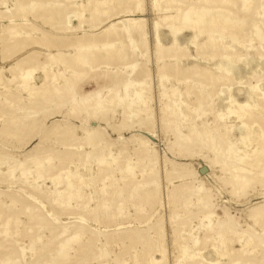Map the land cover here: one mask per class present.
Here are the masks:
<instances>
[{
    "label": "rangeland",
    "instance_id": "1",
    "mask_svg": "<svg viewBox=\"0 0 264 264\" xmlns=\"http://www.w3.org/2000/svg\"><path fill=\"white\" fill-rule=\"evenodd\" d=\"M198 1L0 0V264H264V0Z\"/></svg>",
    "mask_w": 264,
    "mask_h": 264
},
{
    "label": "bare ground",
    "instance_id": "2",
    "mask_svg": "<svg viewBox=\"0 0 264 264\" xmlns=\"http://www.w3.org/2000/svg\"><path fill=\"white\" fill-rule=\"evenodd\" d=\"M216 1V0H215ZM214 1V2H215ZM152 2V1H151ZM213 2V1H212ZM211 2V0H199L198 2H197V4H199V5H204V6H207V7H209V8H211L212 7V3ZM154 3H156V2H153V4ZM215 4V3H214ZM195 5V4H194ZM16 7H15V11L16 10H18L19 12H20V15L22 16V15H24L25 13H24V11L22 10V11H20V8H19V6L18 5H15ZM40 6H42V5H40ZM90 6V5H89ZM92 6V5H91ZM90 6V7H91ZM153 6V5H152ZM89 8V7H88ZM206 8V7H205ZM43 9H44V7H43ZM93 8L91 7L90 8V10H89V12H91V10H92ZM210 10V9H209ZM82 13L84 12V11H81ZM93 12V11H92ZM17 13V12H16ZM51 13H53V12H51ZM199 13V12H198ZM205 13H206V11H205ZM207 13H208V10H207ZM206 13V14H207ZM220 13V12H219ZM210 18H211V20H212V22H214L215 20H217L218 19V17L216 16V14H215V12H214V10H210ZM228 14V13H227ZM203 15V14H202ZM208 15V14H207ZM218 16H219V14H218ZM19 17V16H18ZM24 18H25V16H23ZM227 16H225L224 17V19L226 18ZM22 18V17H21ZM23 18V19H24ZM108 17H107V15H106V19H107ZM173 18H176V15L175 16H173ZM172 18V19H173ZM222 18V17H221ZM161 19H163V21H164V18H161ZM201 20V19H200ZM226 20H227V18H226ZM157 21V20H156ZM162 21V22H163ZM175 21V20H174ZM218 21V20H217ZM160 22H161V20H160ZM171 22H173V20L171 21ZM225 22V21H224ZM140 23H142V20L140 21ZM152 23H154V22H152ZM157 24H155V26H157L158 27V22H156ZM227 24H229V21L227 20V22H226ZM80 25V24H79ZM159 25H161V24H159ZM154 26V25H153ZM17 27H18V25H17ZM19 27L21 28V25H19ZM27 27H28V29L30 30V31H32V32H38L39 31V29L38 28H36L35 26H31V25H29V24H27ZM160 27V26H159ZM158 27V28H159ZM154 29H156V28H154ZM178 30V29H177ZM177 30L176 31H174V33L175 32H177ZM173 33V34H174ZM176 34V33H175ZM43 37H46V35L43 33V35H42ZM156 38V37H155ZM159 39V38H158ZM157 39V45H156V47H157V50H158V52L157 53H161V51L163 50V48H162V46H161V44H160V42H159V40ZM35 43H37V42H35ZM208 43L209 42H207L206 44H204V45H202V46H205L206 47V45H208ZM40 45H41V47L46 51V53H45V58H47L49 61H52V62H54V61H56V62H60V63H63L64 64V59H63V56L62 55H60V54H54V53H52V47L48 44V42H47V40L46 39H44V38H40V43H39ZM156 44V43H155ZM156 49V48H155ZM156 50V51H157ZM161 57V56H160ZM225 60H226V56H225V58H224ZM66 67V66H65ZM71 68V67H70ZM45 79H47V77H48V75H47V73H45ZM66 81V80H65ZM0 83H1V81H0ZM68 90L70 91L71 90V88H70V85H68ZM71 97L73 98V99H76L75 98V94H71ZM113 102L112 101H110V100H106V99H103V100H101V101H94V102H92L89 106H88V110L90 111L91 109H93V108H99V107H103V106H105L106 104H112ZM146 107V106H145ZM147 109V108H146ZM145 109V110H146ZM87 112V111H86ZM83 130V132H84V134L86 135V140H87V143L89 144V145H95L101 138H100V135L97 133V130H96V128H84V129H82ZM190 140V139H189ZM215 147V146H214ZM215 148H217L218 150H220V153H223L224 155H225V157L226 158H233L234 159V157L230 154V152L229 151H224V150H222L221 149V147L220 146H216ZM151 156H150V158H152V154H150ZM225 164V163H224ZM224 164H222V166L224 165ZM238 164H241L240 166L238 165ZM230 165H232V167L230 166ZM264 165V154H262V155H260L259 153H257L256 151L255 152H253V154H250V155H246L244 158H239V159H234V161L233 162H228V164L226 163V165H224L222 168H221V170L222 171H227L228 169H231V171H232V176L230 177V178H228V186L230 185V187L232 188V190L231 191H237L238 192V194H239V192H241V191H244V189L246 188V187H251L252 185H254V183H256L257 182V180H258V176H257V174H259L260 172H261V175H262V177H264L263 176V173H262V171H261V166H263ZM238 167V168H237ZM254 176H257V177H255L254 178ZM260 178H261V176H260ZM203 184V183H202ZM199 185H201V184H199ZM198 191L199 192H201V194H206L207 195V192L204 190V188L202 189L201 188V186H198ZM201 190V191H200ZM198 192V193H199ZM233 193V192H232ZM241 195V194H240ZM259 207V206H258ZM263 206H260V208H262ZM256 209H257V207H256ZM263 216V214L262 213H256L254 216L252 215L250 218L252 219V220H255V222H256V224L259 226V219H260V217H262ZM260 226H261V228L263 227V230H264V224L262 223V224H260ZM173 230H174V228H173ZM176 230L177 229H175L173 232V234H175L176 235ZM233 232L239 237V238H255V239H258V240H260L261 239V237L262 236H260L259 234H257L254 230H252L251 228H248L247 230H243L242 232H238L237 231V229L236 230H233ZM174 235V236H175ZM173 236V237H174ZM176 238V237H175ZM194 264H206V263H203V262H199V261H195V263ZM239 264H249V262H247L246 260H243L242 262H240Z\"/></svg>",
    "mask_w": 264,
    "mask_h": 264
},
{
    "label": "crops",
    "instance_id": "3",
    "mask_svg": "<svg viewBox=\"0 0 264 264\" xmlns=\"http://www.w3.org/2000/svg\"><path fill=\"white\" fill-rule=\"evenodd\" d=\"M61 28H63V27H61ZM61 28H57V29H55L56 31L55 32H63V31H59L58 29H61ZM35 38V37H34ZM33 39V38H32ZM36 40H39L40 41V39H38V37L37 38H35ZM53 47H54V51L56 50V45L53 43ZM56 54H60V53H56ZM60 55H63V54H60ZM252 215H250L249 216V219H250V217H251ZM251 220V219H250ZM264 224V223H263Z\"/></svg>",
    "mask_w": 264,
    "mask_h": 264
}]
</instances>
